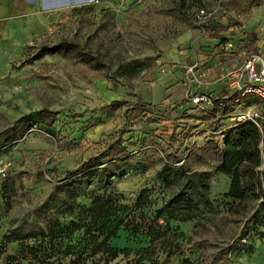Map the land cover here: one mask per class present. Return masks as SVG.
Wrapping results in <instances>:
<instances>
[{
  "label": "rangeland",
  "instance_id": "1",
  "mask_svg": "<svg viewBox=\"0 0 264 264\" xmlns=\"http://www.w3.org/2000/svg\"><path fill=\"white\" fill-rule=\"evenodd\" d=\"M63 1L58 11L45 14L44 32L30 38L20 29L9 30L12 13L0 15V126L6 118L12 122L33 118L23 139L0 149V166L10 167L9 178L0 182V247L17 220L33 222L47 231L79 221L93 196L106 189L104 177L101 171H89L72 181L66 179V173L123 138L136 159L111 178L122 207L109 223L124 219L135 221L140 228L122 227L118 231L110 245L120 255L109 264H204L202 238L207 229L222 227L221 215L231 203L225 198L231 180L215 175L209 179L208 189L202 190L203 200L192 197L197 203L193 221H181L186 213L175 220L163 217L155 221L168 194L159 168L146 170L145 151L153 143L166 147L177 126L178 133L194 129L191 143H205L208 128L219 122L194 107L187 93L207 92L220 97L227 90L219 75L240 59L223 51L220 42L211 39L201 24L216 25L227 39H243L255 32L256 44L247 47L264 54V0L249 13L227 11L222 3L230 0H186L191 25L179 24L161 13L167 0ZM24 11L18 12L17 20L27 18ZM63 39H75L86 49L99 52L113 71L132 60H143L145 66L133 77L120 79L116 87L97 73L71 66L57 54L29 62L44 44L52 46ZM34 46L35 51L31 50ZM120 101H142L156 108L135 119L127 107L117 103ZM244 103L251 106L262 101L249 96ZM245 105L233 106L231 111L238 112ZM42 108L58 112L56 133L72 146L60 145L39 124L36 117ZM220 125L229 122L222 120ZM66 184L73 196L56 197L54 186ZM145 189L150 192L148 205L142 211H131ZM152 224L158 225L164 236L153 243V253L142 262L140 251L151 244L144 229ZM64 235L62 243H12L0 255V264H72L84 249L85 234ZM251 244V251H236L230 262L218 264H264V226L253 235ZM32 246L37 247L35 252ZM170 252L174 254L168 258ZM81 264H105V259L97 255L84 258Z\"/></svg>",
  "mask_w": 264,
  "mask_h": 264
},
{
  "label": "trees",
  "instance_id": "2",
  "mask_svg": "<svg viewBox=\"0 0 264 264\" xmlns=\"http://www.w3.org/2000/svg\"><path fill=\"white\" fill-rule=\"evenodd\" d=\"M260 2L261 0H230L228 3H222V6L227 11L249 13ZM186 8V0H167L161 13L179 24L191 25V15ZM201 27L209 32L211 39L219 41L220 44L227 39L222 36L218 28L216 29V25L201 24ZM248 39L249 45L254 46L257 42V34L251 32ZM33 48L35 46L31 47V50ZM54 54L66 59L71 66L84 67L99 74L116 87L120 84V79L133 77L145 66L143 60H132L120 64L117 70L113 71L102 54L86 49L75 39H63L52 46L44 44L40 53L35 52L29 62H33L34 59L42 55ZM226 95L227 92H223L221 96ZM117 103L121 107H127L126 111H130L135 119L144 115L146 110L156 108V106L142 101L135 104L126 101ZM229 110V107L216 108L214 112L226 115ZM36 118L57 143L62 146H72L73 143L66 144L56 133L55 124L58 121V112L42 108ZM209 118L212 120V117ZM32 125L33 118L31 117H22L14 122L7 118L4 119L0 126V149L23 139ZM210 128L215 127L212 124ZM193 131V128H189L187 133H183L184 131L178 133L177 126L166 147H159L153 143L145 151L146 170L151 171L159 168L158 173L163 176L164 187L168 194L164 205L156 213L155 221L163 217L175 220L182 213H186V216L181 219L182 222L193 221L196 218L197 203L193 202L192 197L197 196L198 201L203 200L205 196L202 190L208 189V181L211 177L222 175L229 178L231 184L225 198L231 203L221 215L222 227H215L214 230L207 229V233L202 238V248L204 264L230 262L236 251L245 249L251 251L253 235L264 226V181L261 180L258 171L261 164L259 147L261 135L255 125L247 123L229 130L221 146L213 135L208 134L204 145L200 147L196 143L190 142ZM188 144L189 147L183 150ZM135 159L136 155L125 146L123 138H119L107 145L103 152L83 161L77 169L68 171L66 179L72 181L89 171H101L106 189L103 193L94 195L89 207L81 211L83 217L77 222H72L68 227L58 226L56 229L47 231L33 222L17 220L16 227L4 236L0 255L4 254L7 246L12 243L27 244L40 240L41 243L46 240H50V242L58 240L62 243L65 238L64 234L70 236L76 232L84 231L86 241L84 249L72 261V264H81L84 258L97 255H101L105 259V264L116 260L120 252L111 247L110 241L117 236L122 227L127 229L140 227L134 225L135 221L129 222L124 219L109 223V218L122 207L117 192L112 188L111 178L122 173ZM198 190H201L200 194ZM54 191L58 198L73 196L68 184L55 185ZM149 193L148 189L143 190L131 211H142L149 203ZM68 208L70 212H73L72 206ZM123 208L128 209L126 206ZM10 210L13 211L14 207ZM114 222L116 223L113 225ZM129 225H133V227H129ZM144 232L151 237V244L150 247L140 251L142 262L153 253V243L164 236V232L155 224L146 225ZM218 235H221V238L217 237ZM166 240L164 239L163 242ZM35 248L37 247L32 246L31 251L35 252ZM173 254L170 252L168 258ZM156 262H151V264H157Z\"/></svg>",
  "mask_w": 264,
  "mask_h": 264
},
{
  "label": "built area",
  "instance_id": "3",
  "mask_svg": "<svg viewBox=\"0 0 264 264\" xmlns=\"http://www.w3.org/2000/svg\"><path fill=\"white\" fill-rule=\"evenodd\" d=\"M204 13V11H201ZM247 39L231 38L221 43L223 51L235 53L239 62L232 69L219 75V82L226 86L227 95L215 97L207 92L187 93L189 102L205 116L212 117L216 123L215 128H208V133L213 135L220 146L224 142L226 133L234 127L242 124L252 123L260 132V154L261 164L258 168L261 180L264 181V54L250 51L247 47ZM249 96L261 99V104L245 105L244 100ZM243 100V101H242ZM242 101V102H241ZM241 104L246 107L240 111H231L233 106ZM229 107L226 115L214 112V109ZM222 120H227L229 125H222ZM10 176V167L0 166V182L6 181Z\"/></svg>",
  "mask_w": 264,
  "mask_h": 264
},
{
  "label": "crops",
  "instance_id": "4",
  "mask_svg": "<svg viewBox=\"0 0 264 264\" xmlns=\"http://www.w3.org/2000/svg\"><path fill=\"white\" fill-rule=\"evenodd\" d=\"M62 0H0V15L7 12V15L12 13V18H9V30L20 29L21 33L26 37L41 34L44 32V25L47 23L45 14H52L58 11L61 7ZM63 2H67L64 0ZM21 9H25L27 18L17 20L16 17ZM42 11V12H41ZM8 27V23L5 24ZM1 26V25H0ZM249 45V39L246 35ZM250 46V45H249ZM204 145V144H203ZM203 145H199L202 147Z\"/></svg>",
  "mask_w": 264,
  "mask_h": 264
}]
</instances>
